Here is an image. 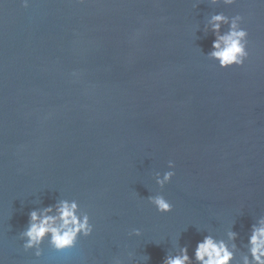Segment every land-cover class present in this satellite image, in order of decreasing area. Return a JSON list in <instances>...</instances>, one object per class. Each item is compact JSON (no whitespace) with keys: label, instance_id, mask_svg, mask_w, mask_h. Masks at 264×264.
I'll list each match as a JSON object with an SVG mask.
<instances>
[{"label":"water","instance_id":"water-1","mask_svg":"<svg viewBox=\"0 0 264 264\" xmlns=\"http://www.w3.org/2000/svg\"><path fill=\"white\" fill-rule=\"evenodd\" d=\"M221 12L244 17L243 67L199 49ZM37 197L76 200L93 233L25 252ZM262 215L264 0H0V264H162L179 236L192 256L232 227L242 248Z\"/></svg>","mask_w":264,"mask_h":264},{"label":"clouds","instance_id":"clouds-1","mask_svg":"<svg viewBox=\"0 0 264 264\" xmlns=\"http://www.w3.org/2000/svg\"><path fill=\"white\" fill-rule=\"evenodd\" d=\"M80 2L83 3L84 0ZM21 3L24 8L30 6V0H21ZM209 3L230 6L236 0H209ZM243 20L244 17L239 14L229 17L222 12L214 13L204 20L202 29L198 27L196 30L202 31L204 37L209 34L214 37L210 51L205 54L200 47L199 49L209 60L216 61L220 68L243 67L249 58V33L242 27ZM168 168H175L174 161H168ZM174 175V170L166 171L163 175L156 172L155 182L163 189ZM147 199L160 213L172 210L171 203L161 194L149 195ZM35 200L37 207L28 212L27 226L19 232L25 252L33 250L35 257L40 258L45 241L54 251L64 252L73 249L81 236L89 237L93 233L94 226L88 213L81 209L76 200L59 197L47 206L43 205L39 197ZM197 231L200 232L198 229ZM206 233L202 240L197 241L192 256L189 255L187 245L179 244V236L175 251L167 252L162 264H264V215L251 224L250 234L242 248L236 243L239 233L232 227L226 231V238H218L211 231ZM131 235L140 236L141 232L134 229ZM146 257L148 260L149 257ZM114 264H121V261L116 259Z\"/></svg>","mask_w":264,"mask_h":264}]
</instances>
